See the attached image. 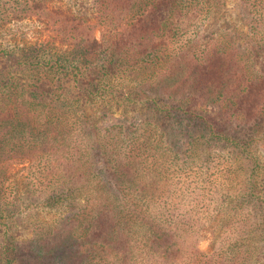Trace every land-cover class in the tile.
Segmentation results:
<instances>
[{"label":"trees","instance_id":"16d2710c","mask_svg":"<svg viewBox=\"0 0 264 264\" xmlns=\"http://www.w3.org/2000/svg\"><path fill=\"white\" fill-rule=\"evenodd\" d=\"M242 1L246 34H201L197 21L221 13L222 0H92L96 23L38 0H0V27L36 16L61 46L0 44V264L264 263V202L236 201L230 216L228 187L211 218L193 225L191 210L172 216L155 201L171 185L184 186L191 165L204 176L223 171L243 179L244 199L255 195L264 166L251 142L239 145L227 134H264V0ZM113 83L125 86L119 100L127 110L145 108L141 123L115 134L90 114ZM154 122L169 130L166 140ZM223 142L237 144L245 177L214 152ZM24 163L30 173L20 188L10 172ZM212 181L207 187L193 180L195 195L218 191ZM39 204L64 207L67 216L33 223V255L25 257L13 224L24 207ZM200 231L211 232L210 252L199 249Z\"/></svg>","mask_w":264,"mask_h":264},{"label":"rangeland","instance_id":"374dc122","mask_svg":"<svg viewBox=\"0 0 264 264\" xmlns=\"http://www.w3.org/2000/svg\"><path fill=\"white\" fill-rule=\"evenodd\" d=\"M33 1V0H31ZM42 2V4L46 7H48L50 10L55 11H64L67 14H78L81 17H83L85 20L89 21L90 23H96L95 21V10L92 9V0H38ZM244 3L242 0H222V10L221 13H217L216 11H213V19L209 18L210 20L206 21H197V25L200 26L201 34H205L207 31L208 33H212L214 31L223 30L224 28H228L229 31H236L237 29L241 30L244 34L248 32L247 23L242 18V15L244 16L243 12ZM97 11V10H96ZM203 15V14H201ZM209 16V14H207ZM204 16V15H203ZM194 23H192L193 25ZM191 25V26H192ZM211 26V27H210ZM190 27V25H189ZM195 29V26L189 28V33L186 38H190L189 36H194V34H191L192 30ZM241 32V33H242ZM95 37L97 40L102 39V33L100 30H97L95 32ZM55 35L52 30H48L44 23L39 21V18L29 17L17 21H11L6 24H3L2 27H0V44L2 46V49L10 48L12 47H29L32 45H38L41 49H45V47L52 46L51 42L56 43L55 48L61 47L58 41H54ZM241 43H244L245 47L248 48V42L246 39L240 40ZM49 43V44H48ZM48 44V46H47ZM262 61V59H260ZM5 65V61H0V68ZM2 72H4L2 70ZM26 72L25 70L18 69L17 74L24 75ZM2 78V76L0 77ZM23 82L26 81V78L24 77ZM129 84V83H127ZM125 87V86H123ZM121 84L113 83L111 86H109L104 94V97L98 98L93 108H90V114L95 116L96 122L98 121V124L102 130H110L112 132L118 133L119 129L125 128L127 123H141L142 120H144L143 116L139 113H142L145 111V108H139L134 110H127V106H125V103L123 100H119L123 97L121 93L125 92ZM128 89V88H126ZM116 92L120 93L117 94V97L114 101H111L112 97L111 94H115ZM126 93V92H125ZM122 96V97H121ZM119 100V101H118ZM97 102V103H96ZM109 102V103H108ZM165 103L166 107H169L170 102L167 101L165 98L161 101V103ZM148 104V103H147ZM172 106V104H171ZM147 109V107H146ZM149 109V108H148ZM149 113H146V118L149 117ZM158 122L153 123V129L155 128ZM160 126L159 132L154 129V132H157L160 136L162 132L165 133V135L162 137L163 140H166L168 138L169 130L166 131V129L162 125ZM153 132V133H154ZM228 136L232 141L235 143H238L239 145L250 143L252 146V151L255 153L258 157V159L261 161V165L264 166V134H262V131L259 134H256L255 136L251 133L250 128H244L239 130H228L227 132ZM257 138V139H256ZM223 144L226 145V149L223 148ZM228 144V145H227ZM237 145V144H235ZM235 145L232 146V143H222L219 145L214 146V152L222 154L224 156L229 157L231 165H233V172L234 175L237 173L241 175L242 177H245V171L246 168H248L246 164H244V161L241 157L237 156ZM216 155H213V157ZM192 166V165H191ZM191 166H188V170H186V173H184V176L189 173L185 177V185H171V189L169 192L164 190L165 192L161 196H157L155 198L156 203L159 205V203L164 202V210L166 212L172 211V216L179 217L184 216V214L188 213L187 210H191L192 213V221L193 225L196 224V220L198 218L204 216V219H210V214L213 213L212 210L216 208L220 200L222 199V195L224 194L225 190L229 187L230 194L229 198L227 200V210L230 212V216H234L237 213V209L235 208L234 204L236 201H244L245 206H252L254 207V201H257L258 203L264 202V169L257 170L256 181H257V188L255 191V195H253L252 199H244V191H240L241 187H238L239 182L241 184V181L243 179H238L236 181L231 178H227L226 175L222 172H215L214 175L210 176H204L199 173L197 170L198 168L191 171ZM28 163L24 164H16L11 168V172L13 175H15L14 181L17 182L20 188L25 187V182L27 180V177L30 173V168ZM197 170V171H196ZM194 171L196 173H199L197 179H193ZM193 172V173H192ZM192 173V174H191ZM191 174V175H190ZM217 174V175H216ZM195 183H201L202 186L208 187V181L209 180H216L217 183L220 184L218 191L210 193L209 190L203 189L200 195H195ZM234 181V184H232V181ZM213 182V181H212ZM232 185V186H231ZM25 190V189H21ZM227 197V196H226ZM231 202L233 205H229ZM27 204V203H26ZM24 206V205H23ZM22 206V207H23ZM249 212H254V209L248 208ZM66 209L64 207L53 208L49 209L47 206H41V204L36 205V207H24L22 209V214L19 216L21 217L19 220L15 221V224H13V229L17 230L19 232H15V240L16 244L18 245V248L25 254L23 256L29 257V255H33L32 250L29 246V241L33 238V234L31 233V226L33 223L36 222H46L57 220L58 218H65L67 215ZM215 212V211H214ZM227 215V213L225 214ZM178 217V218H179ZM200 242H199V249L204 252H210L211 250V244L213 241L211 232L208 231H200L199 232ZM4 232L2 231L0 227V243L3 241ZM264 264V263H262Z\"/></svg>","mask_w":264,"mask_h":264}]
</instances>
